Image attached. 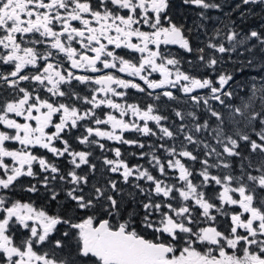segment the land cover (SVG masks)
Wrapping results in <instances>:
<instances>
[{
    "label": "snow or ice",
    "instance_id": "obj_1",
    "mask_svg": "<svg viewBox=\"0 0 264 264\" xmlns=\"http://www.w3.org/2000/svg\"><path fill=\"white\" fill-rule=\"evenodd\" d=\"M182 2L201 9L221 8L220 4L206 0ZM257 2L241 0L243 5ZM259 3L264 4V0ZM240 6L236 4L235 7ZM169 7V0H0V65L12 68L6 74L0 73V81L7 86V89H0L5 93L0 94V125L10 130L0 131V189L14 188V182L23 176L37 178L33 165L38 163L41 173L51 174L44 175L39 181L48 190L50 199L58 200L59 191L53 185L59 181L67 202L60 206L62 212L49 214L43 208L37 209L33 203L0 195V264H264V77L259 81L252 77L251 87L237 102L238 93L230 83L234 79L232 74L220 72L215 79L211 75H192L181 70L182 58L178 54L160 49L163 44L179 45L188 53L195 51L198 63L191 60L188 63L194 69L215 71V66L220 63L216 53L236 51L247 40L255 39L264 53V29L253 28L244 35L234 30L235 24L226 33L220 28H215L214 34L205 30V46L194 49L185 35L184 25L169 16ZM199 15L208 19L204 12ZM244 15L241 12V17ZM224 38L229 42L227 47L222 42ZM149 45L156 47L153 49ZM246 51L251 53L252 49ZM133 53L140 54L138 63L134 62ZM128 56L132 58H126ZM65 59L70 65L68 68L64 66ZM98 62L103 69L97 67ZM252 62L248 60V66ZM27 66H32L31 70ZM78 69L92 73L116 69L119 73L138 77L147 89L152 90L179 85V90L190 96L196 106L202 102L208 120L200 123L195 112L187 115L195 121L197 133L209 129L214 118L211 136L215 146L194 139L192 134L185 135L188 143L203 144L206 149L205 158L199 161L198 173L176 158L183 157L192 162L199 159L186 145H181L179 151L176 147L161 145L168 156L174 158L168 160L167 168L178 170L177 179L182 183H166L148 169L140 170V166H134L138 172L136 180L144 179L152 184L147 189L138 183L134 185L145 196L135 215L130 213L127 219L120 216V203L113 193H119L121 189L115 179L109 178L100 186L93 184L86 193L89 175H80L77 169L89 165L94 173L96 165L90 164L91 152L72 149L69 140L63 136L66 130L79 128L78 122L92 118L95 125L110 124L113 131L85 126L87 135L76 137L80 144L98 145L104 149V144L90 139L94 135L143 148V144L125 139L115 134V130L156 135L148 121L159 124L167 118L154 115L152 104L142 108L138 104L116 103L108 96L97 98V93L126 96L113 85L146 92L134 79H123L112 72L79 75L73 71ZM147 69L159 73L161 79L144 75ZM24 81L30 82L29 86H21ZM73 81L88 86L91 97H81L74 91ZM62 85H67L68 90H63ZM197 89L208 91L204 96L194 95ZM45 90L50 94L47 97L42 95ZM147 94L153 95L152 92ZM162 94L175 99L171 91ZM53 97L75 98L92 107L81 113L78 107ZM211 101L218 102L217 106ZM102 104L119 111L120 118L112 113H106L103 120L96 117L94 109ZM129 111L144 121L142 127L123 119ZM10 114L22 117L23 122L11 118ZM175 115L183 121V112L176 111ZM55 116H58V122L54 120ZM241 125L251 127L259 142L243 132ZM255 126L259 127L258 131ZM185 127L181 123L178 132L184 133ZM160 131L163 136L174 138V133L167 127H161ZM6 141L18 142L21 147L10 149ZM56 141L63 147H56ZM241 142L248 146V155H244ZM35 146L46 149L54 157L67 155L71 169L62 174L56 163L34 154ZM113 151L117 158L121 156L119 148ZM253 154L259 156L258 161L253 160ZM151 156L149 163L158 166L159 172L166 175L164 163L154 151ZM208 157H214L215 163H210ZM5 158H10L11 163ZM232 158L238 160V166ZM103 163L112 173L120 172L122 168L124 183L135 175L134 168L122 160L104 158ZM213 168L225 171L213 175L210 171ZM197 176L201 179L194 183ZM213 184L220 187L218 192L207 191ZM25 190L35 193L38 187L31 184ZM236 194L239 198H235ZM225 205L238 206L240 210L229 213ZM98 207L110 218L100 219L95 214ZM81 211L93 214L79 216ZM229 215L231 223H225L222 230L218 226V216ZM59 225H64L65 230L53 240ZM16 233L19 234L18 242ZM38 246L44 250H38Z\"/></svg>",
    "mask_w": 264,
    "mask_h": 264
},
{
    "label": "flooded vegetation",
    "instance_id": "obj_2",
    "mask_svg": "<svg viewBox=\"0 0 264 264\" xmlns=\"http://www.w3.org/2000/svg\"><path fill=\"white\" fill-rule=\"evenodd\" d=\"M213 3H218L221 5L220 9L215 8H209L208 11L214 13L212 18L209 15H206L208 17V20L212 24L211 27L213 28H220L222 32L226 33L228 30V27L230 26V22L232 21V13L233 11L240 12L242 10H245L247 12V9L249 6H253V8L260 7L258 4L254 5H243L241 3V0H212ZM207 2V0H206ZM170 7L167 10L169 16H171L174 20V22L179 24V18L178 12L182 9L183 4L182 0H169ZM236 4H240V8H236ZM190 8H197L194 5H186ZM206 10V9H205ZM259 11L258 9H255ZM261 11H259L260 13ZM230 14V15H228ZM231 20V21H230ZM230 21V22H229ZM78 24V22H75ZM143 30H148L146 26H141ZM220 37H217V40H219ZM226 39V38H224ZM133 41L135 42V38H133ZM227 42V40H226ZM200 43V39H197V45ZM73 46L79 47L78 44H74ZM114 47V46H109ZM150 48L155 49V45H149ZM160 49L167 50L172 53L178 54V57L182 58V63L180 65L181 70L187 71L192 75H200L199 71L192 72L191 65L188 63L189 57L187 58L186 54L187 52L183 49L179 48V45H160ZM41 51H43V47L40 48ZM128 51V50H124ZM117 52H119L121 55L124 54L120 49H117ZM222 54V53H219ZM63 54H61L62 56ZM223 55V54H222ZM133 56L135 57L134 62L138 63L140 54L139 53H133ZM198 57V55H197ZM126 58L131 59L132 56H128ZM64 66L66 68L70 67L69 62L65 59ZM29 70H31L32 66H27ZM98 68L103 69V65L98 62L97 64ZM12 68L10 66H3L0 65V73L6 74L7 72L11 71ZM197 70V69H196ZM79 75H100L108 72H112L114 75L123 78V79H134L137 83L141 84L142 87L146 89V92L141 93L136 89H123L120 87H117L113 85V87H116L117 91H122L126 93L125 97H119L112 95L111 93H97L98 99H104L105 96L110 97L113 99L114 102L120 103V104H138L142 108H146L148 104H152L154 107V115H160L162 117H166L167 119H162L159 124H157L155 121H148V126L153 130V132L156 133V135H148L144 136L139 132H136L135 130H125L123 133L120 132L119 129L115 130V134L122 135L125 139L128 140H136L140 144H143L144 147L141 148L136 144H123L115 140H108L105 137H96L92 136L90 139L98 140L99 143H102L105 145L104 149H101L98 145H84L80 144L79 141L76 139V137L87 135L85 131V126L89 127H100L101 130L104 131H113L110 124H102V125H95L92 118H87L81 122H78L80 127L74 128L69 130H66L63 134L64 139H68L69 143L72 146V149L75 151H89L92 153V155L89 157L90 164H95L96 169L93 173L89 167V165H82L80 169H77V172L80 175L88 174L89 175V184L87 187H85L84 191L87 193L93 184H96L97 186H100L106 182L107 179H115L118 181V188L121 189V192L119 193H113L115 198L120 203V216L123 218H129V214L135 215L137 208L139 207V204L141 201L145 200V196L139 192L138 189L134 187L135 184H140L145 189L152 186L150 181H146L144 179L136 180L135 176L138 175V172H135L134 166H140V170L148 169V171L157 177L158 179L164 180L166 183H182L178 181V170L167 168V162L169 159H174L173 157H169L168 154L164 151V149L161 147V145H164L166 147H176L177 151L181 150V145H186L187 149L189 151H192L194 155H197L199 159L196 162H192L188 160L187 158L183 157H176L180 158L182 162H187L186 166L190 168V170H195L196 172L199 170L200 166V156H201V146H197L195 144H190L185 139V135L192 134L194 130V123L193 119L187 115L188 112H195L196 116L201 122V119L199 117L200 113V107L202 105V102L199 106H196L194 102L191 101L190 96H186L182 91L179 90V85L176 87H172L171 85H165L160 89H147V86L144 84L143 81H141L138 77H130L127 73H119L116 69H106L103 70V73H92L90 70H84V69H78L73 70ZM27 74V73H25ZM144 75H149L150 79L159 80L161 79L159 73H151L150 69H147L144 73ZM172 79H175L173 76ZM30 82H21V86H29ZM181 83H184L181 81ZM32 86L35 87L34 82H32ZM92 87H96L93 85ZM0 89H7V86L3 84L2 81H0ZM62 89L67 91L68 86L62 85ZM73 90L80 93L81 97L83 96H89L91 97V92L88 86L82 85L77 81H73ZM10 91V90H8ZM164 91H171L173 93V96L175 99H169L166 96H163ZM207 89H197L194 90V95H200L203 96L206 95ZM152 92L153 95L149 96L147 93ZM0 94H5L0 92ZM44 96H48L46 90L42 93ZM157 95L159 96V99H157ZM53 99H58L59 102L68 103L71 105H74L79 108L80 112L83 113L85 110L90 109L92 106L90 104L84 103L82 100H76L75 98H56L53 97ZM176 111H181L184 113V119L181 120L180 117H177L175 115ZM96 117H99L101 120L106 119V113H112L113 115H116L117 118H120L119 111L116 109L109 108L106 104L100 105L98 108L94 109ZM11 118H15L20 122H23L22 117H15L14 114H10ZM123 119L128 123H136L139 126H143L144 121L140 119L139 117L133 116L131 112H127ZM54 120L58 122V116L54 117ZM183 123L185 126L187 124V127H185L184 133H179L178 129L179 126ZM51 127V126H50ZM161 127H167L170 131L174 133V138H169L166 136H163V133L160 131ZM54 131V128L51 129ZM187 130V131H186ZM0 131H10L6 129L4 125H0ZM47 131V129H46ZM187 132V133H186ZM199 135V134H198ZM201 133L199 136H196V139L200 140ZM6 146L10 149L12 148H19L21 145L18 144V142L14 141H6ZM55 146L58 148H62L63 145L61 142L56 141L54 142ZM32 147V146H30ZM119 148L121 151V156L119 158L116 157L114 149ZM34 154L36 155H43L46 157L49 162L56 163L60 169L62 174H66L68 170L71 169V165L68 163V160L70 159L67 155L64 157H54L50 152H48L46 149H40L38 146L33 147ZM164 163L166 175H162L159 170L158 166L154 167L153 164L149 163L153 153ZM145 153L146 155L141 156V153ZM104 158L117 161L122 160L126 164H128L129 167L134 168L135 175L129 178L128 183H124L121 172L123 169H120V172L112 173L108 166L104 165L103 160ZM6 162L11 163L10 158H5ZM34 171L38 173L37 178L27 177L23 176L19 178V180L15 183L14 188L10 190H2L0 189V195H6L12 200H21L23 202H30L33 203L34 206L37 209L43 208L46 210L49 214H54L57 211H63V209L60 207L61 205H66L67 202L64 199V193L60 191V184L59 181L55 182L53 187L56 188L57 191H59V197L58 200L53 201L50 199V194L48 190L43 186V184L39 183V181L43 180L44 175H51L50 173H41V170L39 168L38 163H34L33 165ZM224 173V172H223ZM223 173H215V175H221ZM194 183H199V181H194ZM31 184H36L38 187V191L35 193L26 191V187L30 186ZM71 185H66L65 187H70ZM220 190L219 186L212 185L211 187L207 188V191L218 192ZM235 198H239L238 194H236ZM225 210L229 213L233 211H239L240 209L238 206L233 205H225ZM142 211V209H141ZM93 214L92 212H84L81 211L78 213L79 216H87ZM96 215L99 216L100 219H109L110 217L107 216L106 212L101 207H98L96 209ZM215 214V213H214ZM138 219V218H137ZM218 220L220 221L219 227L223 230L225 223L230 224V215L229 216H218ZM115 222V220H113ZM31 224L32 222L29 221ZM59 231L54 233L52 236V239H56L58 236L62 234V232L65 230L64 225L58 226ZM25 233L27 230H23ZM243 231V230H241ZM148 238H151L149 236ZM16 239L17 242L19 241V234L16 233ZM47 245H45V248ZM38 250L43 251L44 249H40L38 246Z\"/></svg>",
    "mask_w": 264,
    "mask_h": 264
},
{
    "label": "trees",
    "instance_id": "obj_3",
    "mask_svg": "<svg viewBox=\"0 0 264 264\" xmlns=\"http://www.w3.org/2000/svg\"><path fill=\"white\" fill-rule=\"evenodd\" d=\"M208 3H213L212 0H207ZM204 12L205 16L209 15L213 16V14L207 9H201V8H190L189 6L183 5L182 9L180 12H178V17H180L178 20L180 21L179 24L184 25L185 29V35L190 39L191 44L193 48L197 47H204L206 42H207V37L205 36V30L209 34H214L213 30L215 29L214 27H211V23L208 19H202L200 17V13ZM241 12L245 13L243 17H241ZM232 15V21L230 22V26L228 27V30L231 28L232 24L236 25V28L234 30L238 31L241 33V35L246 34L249 30L255 28L257 30H262L263 26L261 24H264V12H260L255 10V8H249L247 9V12L245 10H242L240 12L233 11ZM203 26V27H201ZM227 30V31H228ZM226 31V32H227ZM197 39H200V43L197 45ZM220 40V39H219ZM225 46H229V42H226V39H223L222 41ZM247 48H251L252 52L249 53L246 51ZM261 46L255 41V39H250L247 40V42L244 45L238 46L236 51L230 52V53H216V56L220 59V63L215 66V71L212 69H194L192 65L190 66L192 69V72H200L201 76L205 75H211V77H216V75L220 72H224L226 74H232L234 79L230 81L232 85V89H235L238 93L237 96V102L238 98L240 95H245L247 93V90L251 87V83L249 80L252 77H256L257 81L261 77H264V60H262V56H264V53H261L260 51ZM198 53L193 51L191 53L186 54L187 58L189 57L191 61H193L194 64L198 63L197 59ZM252 60V65L248 66V60ZM249 82V83H248ZM231 89V90H232ZM209 117L205 116L201 118V123H203L205 120H208ZM212 123L210 125V128L207 130H203L202 132V141L205 140H214L212 139L211 136V129L215 127V122L214 119L212 118ZM256 131H258L257 127ZM248 134L251 135L252 139L257 140V136L255 135L254 132L250 130H245ZM252 132V133H251ZM241 149L244 153V155H248V146L241 142ZM204 150H201V160L205 158L204 156ZM253 160L258 161L259 156L256 154H253ZM209 162L212 163L210 160L211 158H208ZM234 164L238 166V160L236 158H232ZM215 163V160H214ZM211 173H217L219 174L220 172L223 173L225 170L223 169H210ZM256 174V173H253Z\"/></svg>",
    "mask_w": 264,
    "mask_h": 264
},
{
    "label": "rangeland",
    "instance_id": "obj_4",
    "mask_svg": "<svg viewBox=\"0 0 264 264\" xmlns=\"http://www.w3.org/2000/svg\"><path fill=\"white\" fill-rule=\"evenodd\" d=\"M256 4H258L260 7L258 8V7H256L255 9H258L259 11H261V12H264V4H261V3H259V0H258V2L256 3ZM251 5H254V4H251ZM195 6V5H194ZM249 8H253V6H249L248 7V9ZM264 19V18H263ZM261 26H263V29H264V24H261ZM228 42V41H227ZM247 41H245V43H246ZM211 78H213V79H215V77H211ZM249 82H252V79H250L249 80ZM248 82V83H249ZM229 90H231V89H229ZM205 94H207V91H206V93ZM202 96H203V93H202ZM211 103L213 104V106H217V104H218V102H215V101H211ZM205 116H207V117H209V115H208V113H207V111H206V109L204 108V106H203V103H202V105H201V107H200V113H199V117H200V119L201 118H203V117H205ZM214 119V118H213ZM201 123V122H200ZM186 127H187V124H186ZM250 130V131H252V128L251 127H245L244 125H241V130L243 131V132H245V130ZM257 129L259 130V127H257ZM187 131V130H186ZM202 132H203V130L201 131V132H199V133H197V132H195V130H193V137H194V139H196V136H199L200 135V133H201V135H202ZM253 132V131H252ZM251 132V133H252ZM187 133V132H186ZM199 134V135H198ZM258 138V137H257ZM200 140H202V137H200ZM205 141H207L209 144H211V145H213V146H215V140H211V141H209V140H205ZM257 142H259V140L257 139ZM201 146V150H204V151H206V149L203 147V144H201L200 145ZM218 150H222V149H218ZM208 158H211L210 160L212 161V163H214V160H215V158L214 157H208ZM187 163V162H186ZM201 168V164H200V166H199V169ZM199 171V170H198ZM198 171H197V173H198ZM213 175H215V173L213 174ZM200 177L199 176H197V179L195 180V181H200Z\"/></svg>",
    "mask_w": 264,
    "mask_h": 264
}]
</instances>
